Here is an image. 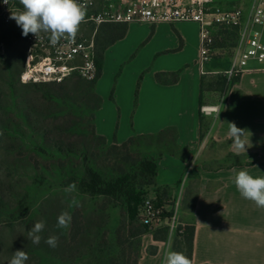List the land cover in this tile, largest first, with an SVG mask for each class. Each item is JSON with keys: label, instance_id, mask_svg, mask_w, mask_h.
Segmentation results:
<instances>
[{"label": "rangeland", "instance_id": "rangeland-1", "mask_svg": "<svg viewBox=\"0 0 264 264\" xmlns=\"http://www.w3.org/2000/svg\"><path fill=\"white\" fill-rule=\"evenodd\" d=\"M253 2L254 0H219L223 9L241 8L245 17L250 13ZM185 28L189 37L185 55L191 58L201 47L197 43L200 24L197 26L189 23ZM227 29H231V26L212 28L215 44L223 46L218 47L212 60L206 63V69L226 67L228 59L222 56L234 54V44L238 40L235 42L227 39L228 35L224 34ZM130 41L125 42L124 46L128 48L123 52L129 48L132 50ZM25 47L22 29L14 20L6 22L0 15V264H8L16 250H24L28 254L26 264H108L110 258L120 254L116 229L120 223L122 208L106 202L103 196L83 194L77 187L75 192H66L69 185H63L61 177L63 172L82 168L83 161L94 163L108 175L115 174L120 165L124 164L128 170L132 169L131 164L124 163L121 154H117L119 149L110 151L108 146L129 138L119 141L117 137L118 123L126 111L120 108L119 99L126 104L132 94L136 101L140 83L151 69L147 72L141 69L145 56H132L138 49L131 51L127 59L115 54L109 55L104 76L98 85L101 97L99 109H103L106 118L115 122H108L109 127H112V138L106 137V145L102 139L92 134L90 114L96 100L89 92L88 82L78 75L67 77L63 83L59 82L61 85L23 82L20 73L24 65ZM141 51L142 48L139 53ZM176 61L173 57L166 59L159 55L153 62H157L158 66H169ZM200 71L198 62L196 68L192 66L186 71V79L193 82ZM176 72L180 77L181 70ZM185 86L186 84L183 92H186ZM118 95L121 98L117 99ZM53 96H61L63 101L54 102ZM197 108L200 113L199 103ZM134 110L132 109L130 119ZM181 110L183 112L179 113V109H157V122L176 117L184 123L188 122L192 109L184 107ZM210 117L213 116H204L205 129L209 127ZM136 134L139 133L133 135ZM145 142L141 141L142 151H145ZM62 143L65 147L70 146L69 149L74 153L67 156L57 154L56 149ZM221 148L225 149L226 144L209 142L199 146L192 167L193 186L198 181L202 167L219 166L215 156L220 157L219 154L223 153ZM165 154L171 155L164 153L162 156ZM143 189L149 192L148 198L155 197V187L146 186ZM192 195L191 193L190 196ZM73 198L79 206L70 207ZM186 205L182 203L178 208L179 223L182 220L192 222L190 214L184 211ZM77 210L82 229L73 238L72 216ZM64 211L71 215V222L68 228L60 229L56 227L57 217ZM41 220L45 222V228L39 233L40 242L35 244L28 238V231ZM176 231L177 229L170 231L166 241L169 250L176 251L173 247ZM52 235L58 237L56 247L45 242ZM182 252L186 254V248Z\"/></svg>", "mask_w": 264, "mask_h": 264}, {"label": "crops", "instance_id": "crops-1", "mask_svg": "<svg viewBox=\"0 0 264 264\" xmlns=\"http://www.w3.org/2000/svg\"><path fill=\"white\" fill-rule=\"evenodd\" d=\"M189 23L199 25L188 21L128 23L125 36L105 51L103 73L97 79L96 92L99 94L98 85L110 54L127 59L131 51L138 49L132 56H145L141 69L151 71L143 77L136 101L132 94L126 104L120 101L121 96L117 97L120 108L126 109L118 123L119 141L134 133H154L169 126L175 127L178 143L187 150L188 159L168 154L162 156L158 161L157 184L169 188L170 195L164 203L167 209H172L176 202L179 206L185 203L188 195L196 191L194 210L184 208L196 224L193 264H264V208L244 199L234 183L240 170H247L253 177H264V69L251 62V70L228 81L223 71L228 67L231 56H222L228 59L226 67L206 69V64H200L197 78L193 82L187 80L186 71L192 66L196 68L200 58V47L191 58L185 55L189 43L185 25ZM128 40H131L132 50L129 48L123 52L128 48L124 46ZM197 43L201 46L200 31ZM155 55L166 59L173 57L177 61L169 66H158L153 62ZM176 70H181V76L175 83H161L155 77L157 71ZM223 80L225 88L220 90L217 87ZM185 84L186 92H183ZM198 103L220 104L219 119L217 115L210 117L205 138H201ZM184 107L192 109L188 122L184 123L178 117L157 122V109H179L181 113ZM132 109L135 110L130 119ZM108 122L115 123L105 117L103 109H98L95 118L97 133L111 139L112 127ZM228 123L244 130L240 139L246 150L233 143ZM209 142L225 143L226 148L220 149L223 152L220 157L215 156L219 166L202 167L193 186L192 167L199 146ZM151 245H157L156 252L149 251ZM167 251L166 241H156L149 232L143 237L138 264H163Z\"/></svg>", "mask_w": 264, "mask_h": 264}, {"label": "built area", "instance_id": "built-area-1", "mask_svg": "<svg viewBox=\"0 0 264 264\" xmlns=\"http://www.w3.org/2000/svg\"><path fill=\"white\" fill-rule=\"evenodd\" d=\"M86 5V22L79 27L75 40L61 39L53 47L49 34L41 33L37 39L29 34L25 37V58L21 80L28 82H62L71 75H78L87 81L97 79V34L100 28L109 23L178 21L200 24V58L204 66L217 52L214 47L213 27L221 25L239 28L238 43L231 56L230 65L223 71L228 81L239 78L251 70V62L264 69V0H254L250 13L245 17L241 8L223 9L219 0H79ZM22 10L23 6L15 0L0 2V15L10 22V11ZM203 73L206 71L203 70ZM220 104L202 103V116H215ZM179 203L173 206V214L165 216V204H159L157 197H149L141 207L142 221L150 229L168 225L170 231L178 228Z\"/></svg>", "mask_w": 264, "mask_h": 264}, {"label": "trees", "instance_id": "trees-1", "mask_svg": "<svg viewBox=\"0 0 264 264\" xmlns=\"http://www.w3.org/2000/svg\"><path fill=\"white\" fill-rule=\"evenodd\" d=\"M127 29L128 23H109L100 28L96 38L97 62L99 68L97 79L100 77L103 70L106 49L118 39L123 38ZM224 34L228 35L227 39H233L236 42L239 38V28L237 26H231V29L225 30ZM236 45L237 43L234 44V46ZM221 46L223 45H216L214 42V47L218 48ZM24 58L25 53L23 62ZM22 71L20 73V78ZM97 79L93 81L85 80L88 82L89 92H91L92 97L96 100V104L90 114V120L92 122L91 130L95 137L102 139L103 143L107 145L106 137L97 133L95 124L96 111L101 105V97L96 92ZM156 79L165 84L175 83L179 79V73L176 71H160L156 73ZM48 83L61 85L63 82ZM225 84L226 82L223 80L217 88L223 90ZM53 100L54 102L63 101L61 96H53L52 101ZM207 130L208 127L205 129L204 125V116L201 115V138L205 137ZM141 141H147L144 145L145 151H142V148L140 149ZM146 143L149 144L147 145ZM69 147L70 146L65 147L62 143L57 147L56 153L60 156H67L70 153H74ZM108 149L110 151L119 149L117 154H121L123 162L131 164L132 169L128 170L124 164L120 165L119 171L115 174L108 175L94 163L83 161L82 168L78 170H68L67 173L63 172L61 182L63 185L75 183L77 189L81 193L91 196H103L106 202L117 204L122 208L123 212L121 213L120 223L116 229L120 254L117 257L110 258L108 264H138L144 235L151 232L156 241H167L170 234L168 225L150 229V227L142 221L140 215L141 207L149 195V192H145L143 188L146 186L155 187L157 202L159 204H164L165 200L169 198L170 191L167 186H158L157 184V174L159 170L158 161L164 153H169L187 160L188 153L187 150L178 143V131L173 126L166 127L157 133L132 135L122 143L115 142L109 145ZM133 150H135V152H133ZM87 158L88 156L86 155L85 160H87ZM195 198L196 191H194L192 198L188 195L185 200L187 204L186 209L189 211L194 210ZM172 214L173 208L169 211L167 210L165 216L169 217ZM81 229L80 214L77 210L72 216V237L76 238V236L81 233ZM195 230L196 224L194 221L180 222L173 245L177 252H182V250L186 248V255L191 260L193 257ZM156 250L157 245H151L149 247L151 253L156 252Z\"/></svg>", "mask_w": 264, "mask_h": 264}, {"label": "clouds", "instance_id": "clouds-1", "mask_svg": "<svg viewBox=\"0 0 264 264\" xmlns=\"http://www.w3.org/2000/svg\"><path fill=\"white\" fill-rule=\"evenodd\" d=\"M4 2L7 4V0ZM19 3L23 9L10 11L9 18L22 29V35L27 37L32 34L38 39L41 33H47L53 47L59 44L61 39L75 40L80 25L86 22L87 7L79 3V0H19ZM219 113H217V119H219ZM228 124L229 136L233 143L236 147L245 149V145L240 139L244 130L239 129L234 123ZM234 183L244 199L254 202L258 208H264V177H253L247 170H240L235 175ZM65 191L75 192L76 184L72 183ZM71 206H79L74 198L71 201ZM70 222L71 215L64 211L57 217L56 227L66 229ZM44 228L43 220L36 222L28 231V238L38 244L41 240L39 233ZM45 242L51 247H56L58 237L49 236ZM28 259V254L24 250H16L8 264H26ZM163 264H193V262L184 252L169 250L165 253Z\"/></svg>", "mask_w": 264, "mask_h": 264}]
</instances>
